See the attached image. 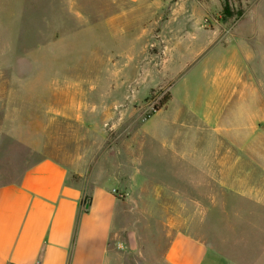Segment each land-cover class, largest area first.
Segmentation results:
<instances>
[{
  "label": "crops",
  "instance_id": "1",
  "mask_svg": "<svg viewBox=\"0 0 264 264\" xmlns=\"http://www.w3.org/2000/svg\"><path fill=\"white\" fill-rule=\"evenodd\" d=\"M92 1L100 12L101 0ZM103 1L117 8L111 22H131L146 0ZM85 5L62 1L73 23L77 15L88 24L53 25L63 34L17 52L23 58L11 57L12 45L0 51V264H129L131 258L137 264H264L260 84L253 87L231 57L228 68L213 73L206 102L201 92L186 99L173 89L153 119H124L123 66L109 69L114 61L98 47L114 32L123 56L136 64L149 33L140 35L134 24H102L99 13L79 12ZM83 33H99L90 54L89 40L77 38ZM57 49L74 65L38 68L29 80L21 73L22 61L41 64ZM170 106L176 120H157ZM176 123L178 135H166ZM109 127L127 134L114 157L107 137L93 136L103 128L105 136ZM160 144H174L179 162L172 169L153 162Z\"/></svg>",
  "mask_w": 264,
  "mask_h": 264
},
{
  "label": "rangeland",
  "instance_id": "2",
  "mask_svg": "<svg viewBox=\"0 0 264 264\" xmlns=\"http://www.w3.org/2000/svg\"><path fill=\"white\" fill-rule=\"evenodd\" d=\"M62 1L59 0L60 6L57 7L55 0H0V51L5 45H12L16 51L11 57L23 58L24 56L17 55V52L31 50L33 44L37 45L41 40H50L63 34L52 30L53 25L55 27V24L62 23L63 20L71 27L89 23L87 18L83 17L82 20L77 15L73 23L71 17L63 14ZM93 2L84 0L85 8L79 9V12L85 13L88 10L86 14L99 13L102 24L113 28H118L121 24H134L140 35L149 33V38L140 43L139 49L134 46L139 50V54L134 56L137 65L128 62L132 58L131 55L123 56L122 44L118 42L122 40L114 38V32L109 33V41L103 38L105 47H98L103 55H108V58L106 55L102 58L114 61L115 64H110L109 69L118 70L123 66L126 77L123 89L124 119L129 117L130 120L132 115L134 118L139 115L140 123L153 119L157 112L164 109L154 111L155 106L165 95L171 94L173 89L178 97L182 93L186 99L188 94L193 96L196 92H201L203 101L206 102L213 73L218 68H228L231 57L237 58L247 75L249 74L247 78L252 86L259 88L260 84L262 94L264 93V0H146L140 5L141 8L134 14L131 22L127 19L111 22L117 14V8H112V5L101 0L99 4L102 7L99 12L93 7ZM42 29H45L42 33L43 39L38 32ZM94 34L83 33L77 37L89 40V54L100 42L99 33ZM128 35L132 36L131 33ZM51 52H54V55L47 57L48 60H40L43 64L31 65L25 60L22 61L21 73L29 80L31 77L35 78L33 75L39 73V69L46 72H52L53 68L63 71L68 65H74L75 62H70V57H65L61 49ZM48 81L50 80H43L44 83ZM119 83V79L113 80V84ZM126 104L137 107L127 111ZM176 114L170 106L156 119L176 120ZM235 118L237 128L242 129L240 127L244 123V113L236 111ZM59 130L67 132L68 129ZM179 130L180 125L176 123L166 135L175 137L179 133L176 131ZM104 131V128L102 131L98 129L93 132V136L98 140L101 137L102 142L103 137H107V151L114 157L117 145L122 143V136L127 134L123 133L122 128L109 127L105 136ZM173 145L168 144L166 148L162 144L159 145L160 155L153 160L158 167L167 166L172 169L174 162H179V158L173 156ZM164 178L167 177H153L156 181ZM130 260L129 264H137L135 258Z\"/></svg>",
  "mask_w": 264,
  "mask_h": 264
},
{
  "label": "trees",
  "instance_id": "3",
  "mask_svg": "<svg viewBox=\"0 0 264 264\" xmlns=\"http://www.w3.org/2000/svg\"><path fill=\"white\" fill-rule=\"evenodd\" d=\"M170 99H171L170 94L165 95L155 106V111H160L162 108H164Z\"/></svg>",
  "mask_w": 264,
  "mask_h": 264
},
{
  "label": "built area",
  "instance_id": "4",
  "mask_svg": "<svg viewBox=\"0 0 264 264\" xmlns=\"http://www.w3.org/2000/svg\"><path fill=\"white\" fill-rule=\"evenodd\" d=\"M155 111V110H154Z\"/></svg>",
  "mask_w": 264,
  "mask_h": 264
}]
</instances>
